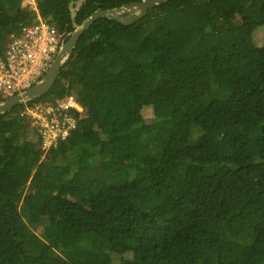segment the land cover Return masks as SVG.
<instances>
[{"label":"trees","instance_id":"trees-1","mask_svg":"<svg viewBox=\"0 0 264 264\" xmlns=\"http://www.w3.org/2000/svg\"><path fill=\"white\" fill-rule=\"evenodd\" d=\"M22 1L0 0V55L31 22ZM72 1L37 4L70 34L142 0H84L75 19ZM71 92L85 115L49 149L24 104L0 114V264H264V0L98 18L28 102Z\"/></svg>","mask_w":264,"mask_h":264},{"label":"built area","instance_id":"built-area-1","mask_svg":"<svg viewBox=\"0 0 264 264\" xmlns=\"http://www.w3.org/2000/svg\"><path fill=\"white\" fill-rule=\"evenodd\" d=\"M21 8L31 13V22H21L17 28L7 30L5 48L0 55V96L5 100L40 81L70 36L41 14L37 0H23ZM75 112H79V117L85 115L84 107L71 92L44 103L27 101L20 116L37 129L43 147L49 149L76 128Z\"/></svg>","mask_w":264,"mask_h":264},{"label":"water","instance_id":"water-1","mask_svg":"<svg viewBox=\"0 0 264 264\" xmlns=\"http://www.w3.org/2000/svg\"><path fill=\"white\" fill-rule=\"evenodd\" d=\"M84 0H74L70 4L72 18L75 19L77 11ZM168 0H142L126 3L115 8H98L89 15L81 24L74 22V31L70 37L63 43L56 57L46 73L34 86L26 89L20 94H16L0 102V114L11 111L15 106L22 105L27 101L43 97L52 88L59 77L62 67L69 59L80 37L89 29V27L98 19L107 17L123 24H132L146 15L148 9ZM76 3V4H75ZM76 5V6H75ZM52 20V17H49ZM36 20L34 19V22ZM223 22V21H222ZM20 25V23L18 24Z\"/></svg>","mask_w":264,"mask_h":264},{"label":"rangeland","instance_id":"rangeland-1","mask_svg":"<svg viewBox=\"0 0 264 264\" xmlns=\"http://www.w3.org/2000/svg\"><path fill=\"white\" fill-rule=\"evenodd\" d=\"M76 4V3H75ZM76 6V5H75ZM55 56H56V54H55ZM55 56H54V58H55ZM42 102V101H41ZM144 116L145 117H147V118H151L153 115H152V113H151V111L149 110V109H147V108H145L144 110ZM48 223V217L47 216H45V217H43L42 219H41V221H40V223L37 225V227H36V232L38 233V234H41L43 231H44V227H45V225Z\"/></svg>","mask_w":264,"mask_h":264},{"label":"clouds","instance_id":"clouds-1","mask_svg":"<svg viewBox=\"0 0 264 264\" xmlns=\"http://www.w3.org/2000/svg\"><path fill=\"white\" fill-rule=\"evenodd\" d=\"M70 35H71V33H70ZM69 37H70V36H69ZM69 37H68V38H69ZM68 38H67V39H68Z\"/></svg>","mask_w":264,"mask_h":264}]
</instances>
